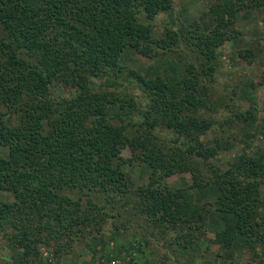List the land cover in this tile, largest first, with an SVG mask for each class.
<instances>
[{
    "label": "trees",
    "instance_id": "trees-1",
    "mask_svg": "<svg viewBox=\"0 0 264 264\" xmlns=\"http://www.w3.org/2000/svg\"><path fill=\"white\" fill-rule=\"evenodd\" d=\"M173 7L174 0H0V147L8 149L0 156V238L14 250L0 264H35L43 249L59 261L108 223L140 228L148 239L168 231L178 250L196 257L208 248L213 206L223 228L212 242L264 250V148L216 166L223 148L204 142L215 121L202 115L218 49L239 35L240 13L264 12V0H217L211 30L180 22L157 36L155 18ZM127 48L159 61L146 75L128 72L145 106L113 89ZM171 53L176 59L161 64ZM240 54L254 61L255 53ZM255 109L241 115L248 127H256ZM136 160L153 179L191 172L193 182L136 186L129 173ZM211 184L218 193L209 207L193 190Z\"/></svg>",
    "mask_w": 264,
    "mask_h": 264
},
{
    "label": "rangeland",
    "instance_id": "rangeland-1",
    "mask_svg": "<svg viewBox=\"0 0 264 264\" xmlns=\"http://www.w3.org/2000/svg\"><path fill=\"white\" fill-rule=\"evenodd\" d=\"M216 2L217 0H174V7L169 12L161 13L155 18L154 33L162 36L166 26H178L180 22H199L203 31L211 30L215 25L211 6ZM236 28L239 35L218 49L219 65L213 82L207 88L208 109L202 112L204 117L215 121L213 130L204 136V142L208 146L215 141L221 144L223 149L211 162L223 169L228 168L243 150L253 153L264 148V12H241ZM243 50H249L253 57L255 53L254 61L253 58L242 57L240 52ZM177 56L178 54L171 53L160 60L161 64L168 59L175 60ZM121 62L126 71L113 89L132 93L139 105L145 106L146 99L138 79L128 72L131 70L146 75L148 71L155 70L153 67L159 61L143 57L127 48ZM164 67L165 64L161 72ZM97 81L99 85L107 84L106 79ZM249 84L254 85L248 87L249 95L246 97L243 90ZM66 90L62 89V93L65 94ZM58 92L61 93V90ZM254 104L257 107L254 112L258 115V121L256 127H248L241 115ZM123 153L125 156L131 155L129 149H125ZM0 156L7 157L8 149L0 147ZM129 173L136 186L152 185L157 191L169 187H184L193 182L191 172L176 173L161 180L153 179L150 170L140 160H136ZM202 173L212 177L206 168H202ZM193 193L197 202L208 203L210 207L213 206L218 190L211 184L206 188L194 189ZM222 228L223 222L213 206L207 221L208 248L202 246L200 255L195 257L192 250H178L171 243L174 235L168 231H159L156 237L148 239L140 228L122 227L115 230L113 224L108 223L102 235L87 238L77 244L73 252L65 253L59 261L52 258L50 251L43 249L42 260L35 264H161L162 260L167 264H264V250L255 255L242 249L226 251L212 242ZM143 235L147 237L148 245L142 240ZM13 254L14 250L0 238V258L11 257Z\"/></svg>",
    "mask_w": 264,
    "mask_h": 264
}]
</instances>
